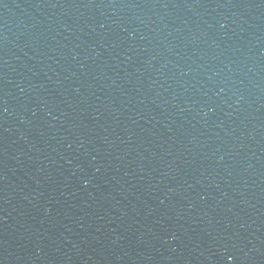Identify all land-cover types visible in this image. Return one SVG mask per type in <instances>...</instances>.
Segmentation results:
<instances>
[{
	"label": "water",
	"instance_id": "95a60500",
	"mask_svg": "<svg viewBox=\"0 0 264 264\" xmlns=\"http://www.w3.org/2000/svg\"><path fill=\"white\" fill-rule=\"evenodd\" d=\"M0 264H264V0H0Z\"/></svg>",
	"mask_w": 264,
	"mask_h": 264
}]
</instances>
